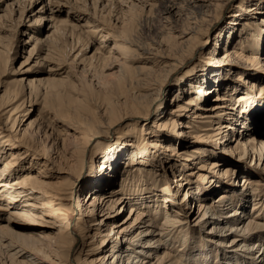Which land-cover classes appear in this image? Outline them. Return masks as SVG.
<instances>
[{
  "label": "bare ground",
  "instance_id": "1",
  "mask_svg": "<svg viewBox=\"0 0 264 264\" xmlns=\"http://www.w3.org/2000/svg\"><path fill=\"white\" fill-rule=\"evenodd\" d=\"M151 1L152 0H137V3L132 2L130 6L138 4L139 7L143 8L144 6L146 7V5H150L149 2ZM236 2H238L237 9L233 12L231 17L229 15L230 18L228 22L220 26L221 21H224L228 14L227 11H225V7L227 5L231 6ZM31 3L32 0H28L27 3L22 4L19 13L20 21L22 20V12H29L28 9ZM19 4V0H14L11 6L13 8V5ZM160 6L161 9H159L160 11L157 13V18L164 29H166V34L163 36L164 40H162L163 37L161 38L162 41L153 40L152 43L146 47H139V45L133 43L134 41H127L126 35L113 28L111 20L106 19L104 15H102L103 11H100L102 14L97 13L96 6L93 14L83 13L78 16L79 19L84 20L83 24L88 32L98 33L103 37L102 39L100 38L99 47L111 36L114 39L113 52L119 53L121 57L126 60V53L130 52L131 46H135V48L138 47L140 49V58L144 60L145 64L140 67H136L138 64L133 66L134 69H139H137V72L134 73L135 75L133 76L132 83H134V85L132 84V86L129 87V90L132 88L129 98L117 97L115 100H110L106 103L103 102L104 104L97 106V113L101 116L99 120H103L102 122L98 121L94 116L88 119L84 118L82 115L81 119L77 120H74V116H72L73 119L70 117L72 120H65L67 116L61 119L73 126V129L78 132L79 138L82 140L84 152L87 151L88 144L96 138L104 134H110L111 129H114L117 125L119 126L120 123L122 124L124 120H130V122L125 123V127L115 131V133L118 134L116 142L117 147L122 141H126L127 144L137 149L150 147L154 150H158L160 153L166 154L170 152L171 156L181 157L180 159L185 161L183 165L187 169L186 172L180 173L175 180V187H177L176 191L183 185L185 186V193L187 194L189 192V196L186 197V195H184L182 199L183 204H185L189 197L197 200V212L199 213L197 221L199 223L202 222V225H211L209 230H207L208 232L204 231L205 237L210 234L216 235L214 234L216 233L215 230H224L222 233L223 235L218 236L221 239L218 240L217 245H215L220 251V262L210 260L209 257L211 253L208 255L204 250L200 253L198 251L201 258L195 259L194 257L197 255H193L194 252L191 250V247H186V242L189 241L187 240V234L189 232H184L182 230L188 222L187 215L189 214L184 209L178 208L180 207V203L177 201L176 203L173 199V194L170 192V185L167 184L168 180L164 179L161 187L156 189L158 171L153 170V166L157 164L158 158L155 163L154 161H150L147 163V167L137 169L140 173L131 172L132 170L129 169V165L134 163L130 162L132 159L127 161L128 166H125L126 170L124 174L127 173V170L129 173L121 178L120 185L118 189L115 190L116 197L113 196L115 194H108L106 191V187L114 183V180L108 182L109 176L104 173L102 168L93 174V176H95V182L99 184L100 187L88 189L85 192L90 198H93L90 204L93 209L96 208L98 210L101 208L100 211H103L102 207L106 205L105 209L109 210L116 202L121 205L128 204V208L130 209L129 216H127L126 220L124 219L119 225L111 223L108 226L110 232L113 231V235H115L114 239L111 237L106 242L108 234H103L101 237L100 241L103 243L101 245V251L108 246L111 240V245L107 252L94 256V253L99 251L100 246L91 245L87 238L92 236L89 235L92 229L95 231L93 232L94 236L96 233L100 234L101 225L108 224L107 216L102 215V219L95 224V228H93L94 226L88 225V222H95L96 220L94 219V213L90 218H84L85 212L84 209H82V202L80 203L81 200L76 197L78 188H76L75 181L77 179L80 180L81 177H76L73 180L72 174H70L67 178L52 181L50 178L57 174L53 175V173H46L42 168L45 166L46 161L51 160V155L48 152L47 144H40L39 147V142L38 145L36 144L38 141L37 139L40 138V135L41 137L44 136L47 138L52 132L47 135L46 133L48 130L37 125L35 119H30L26 126L21 128L28 110L24 107V104L21 103L18 106L20 108L17 112L14 108V112L11 110L6 115L9 111V109H6L8 104H4L3 95H0V163L2 162L0 164V210H6L11 206H17L19 208L17 210L15 209V214L17 218H20L19 220L25 222L24 224L14 221L13 218L0 217L5 222L0 225V247L3 249L2 253L4 255L2 256L6 258V260L10 258L12 263L14 262L15 264H38L37 262L35 263V261H31V259L27 261L26 258H28L30 254L26 251V248H23L25 246L21 245L22 242L20 245L16 242L18 240H24L23 242L27 241L26 244L30 242L34 245L33 248L37 249V243L41 242L42 239H53L57 248L56 250L60 253V257L57 261H51L49 264H264V223L260 221L261 218L264 219V197L260 195L256 189L257 187L252 189L254 185H259V182L251 179V177H242L244 180L241 186L246 184L245 186L247 187L248 184H250L252 192L250 193L244 190H241L239 193L236 192L235 201L238 205L234 206L229 213L223 214L225 213L224 209L231 206L228 204V191L220 192L216 196L217 199L212 201L213 203H208L207 198L204 196V193L207 194L210 189L214 188L216 185H221L223 189H227L228 187V185H222V182H225L224 176H222L223 179H220L218 176L215 178L210 175V173L212 174V172L215 171L219 163L215 161L207 163V160H204V162L202 161L203 163L200 161V164L195 167L197 168L195 174H197L201 182L208 184H206L207 186L205 185L204 189L206 190H202L205 191L204 193L196 191L190 192L193 186H190L191 179L187 174V171L191 170L189 161L198 158L204 153L205 149L201 145L202 142H206L209 138L215 139L218 135L223 133V129H234L232 125L234 123H226L225 121L221 123L217 122V120L223 118L222 115L225 113L229 114L226 119H233L230 115L237 113H232V110L235 109L233 105H227L228 101L231 102L233 100V97L229 98V90L223 91L220 94L217 93L214 99H217L218 102L212 104L205 103V95L212 90L215 91L220 89V87L226 85V83L231 80L227 74L229 70L234 72L237 69L247 70L249 74L247 77L255 80L260 76H264V64L260 66L259 62H255L252 58L251 61H248L249 58L243 54V50L249 49L248 35L253 37V41L257 43L258 46L264 41V0H160ZM123 14L125 17L126 12ZM253 14H260V19L256 18L257 20L253 19V22H251L249 17L252 18ZM2 17L3 16L0 15V19ZM118 18L117 16V19ZM179 20H184L185 22L181 23ZM51 21L53 30L51 34L46 36V39L41 40L30 35L29 40L33 42V44L23 63L27 65L35 56L39 59L42 54L43 56H41V59L49 62L47 64V71L54 74L55 72L60 73L62 66L60 63H56L59 53L57 52V44H54L52 37L61 30V28L58 30V25L64 24L66 20L51 18ZM253 24L256 26L257 30H254L255 28L252 27ZM19 25H21L20 31L32 29L31 26L26 25L24 22ZM2 30L6 29L0 26V32H2ZM214 32L216 33L213 39H211V35ZM1 38L2 36L0 35V39ZM210 39L212 40L211 46L208 52L204 53L206 46H208L211 41ZM1 49L2 45L0 44V51ZM78 53L75 55L74 59L78 57ZM194 53L195 56L198 57L199 64L197 66L192 65L185 71L184 76H181L179 78L180 80H178L180 82L184 79L183 81L188 82V88H183L179 92H189L190 97L184 100L183 104L177 103L169 111L163 108L159 113H155V117L150 120L149 117L150 114H152L153 106L156 104L160 106L164 101V99L163 101L160 99L162 92L165 97L172 89V87H169L167 90H163L162 85L169 77L176 74L182 66L186 65L187 61ZM138 55L139 54H137V56ZM90 58H92V56L88 57V59ZM82 60L83 59H81V61ZM248 65L254 67L248 69L246 68ZM129 67H131L130 71L132 72L133 68L131 64ZM129 67L128 69H130ZM197 67H200L198 70L202 72L201 76L203 79L201 81L195 79L196 74L199 75L198 72H195ZM26 68L25 70H29V67ZM132 74L133 72L129 75L132 76ZM191 79L194 81H191ZM46 80L48 82L56 81L57 78L51 77ZM40 81L44 80L27 79V85L32 86L35 82ZM237 81L242 82V74L238 75ZM24 85V87H26V84ZM237 87L238 85L235 86V89H237ZM179 92L174 95V99L179 98ZM192 94L194 95L193 97H191ZM36 96H38V98H36ZM244 96V93L236 96L237 101L244 99ZM40 97L41 101L45 102L44 92L41 93L38 91L35 93V100H38ZM106 99L109 100V98ZM195 99H202L203 103L197 107ZM246 99L247 96L244 100ZM194 103L196 104V108L195 111H192L191 115H189V119L187 118V121L178 120L177 117L182 115V113H184L183 111L190 112L191 109H193L191 105L194 106ZM228 107L230 111L223 109ZM94 110L92 109V112ZM17 113H19L18 115L21 117H18L16 115ZM85 117L87 116L85 115ZM237 117L238 118L233 121L239 123L238 120L241 121V119L239 116ZM139 119H143L146 122L149 120V126L145 128H143V126L139 127ZM214 123H216V126L212 127L211 125ZM241 123L242 127L246 128V126H248L247 122L241 121ZM176 127H180L181 129L176 132ZM159 129H161L162 134L158 133V131H160ZM196 129L198 132H195ZM210 129L211 133L208 131ZM246 129L240 130L237 136V143L243 147L251 146L252 149L256 148V145L259 143L261 147V145L264 144V134L254 132V129ZM168 131L175 132L177 134L176 137L181 134L191 137L195 139L194 143L199 144V142H201V144L195 147V149H192L193 152L191 150V153L190 151L176 150L173 146L174 142L170 141L164 143L159 138L162 136L165 140L167 138L165 133ZM157 134L159 136H157ZM226 135L227 134H224L223 136ZM132 136L135 137L136 140H132ZM255 136H257L259 140H256ZM150 137H154V139H150ZM56 138L58 139V137ZM55 140L54 138V141ZM54 141L51 142L49 145L50 147L54 145ZM64 147H66V145ZM131 152H133V149H131ZM261 152L262 149L259 148L258 160L263 156ZM148 153L149 151H146L145 155ZM38 156L44 159L43 162H38ZM163 158L160 159H162V161L165 160V162L170 163V165L174 164V161L170 160V157H166V159ZM76 160L80 161V158ZM37 162L41 166L36 170L34 165L37 164ZM199 169L205 172H200ZM56 171L57 173H62L65 170L58 169ZM71 171H74V169L72 170L71 168ZM65 173L68 174L67 171ZM73 173H75V171ZM221 173L228 176L229 169L225 167V169L221 170ZM189 174H192V170ZM136 175L140 177L143 176L145 179L138 183L133 182L132 179H134ZM115 179H117V177ZM197 189L199 188L197 187ZM161 190L165 192L168 191L170 195L167 194V196H163L160 193ZM249 196L254 197V202H252L253 207L251 209L253 216H247L245 222L244 220H240V217L245 213L244 207L245 203L250 200L248 199ZM231 197L233 196L231 195ZM161 203L165 204L164 207H161ZM174 203L178 205H175V207L173 206ZM166 206L167 208H165ZM34 207L35 210L33 209ZM160 215H162L161 219L159 217ZM74 218H76L75 221ZM200 234H202V232H200ZM199 237L201 238L200 235ZM226 239L228 243H225ZM253 239L256 241L250 243ZM195 241L198 242L196 239ZM259 241L261 243H259ZM176 243H178V245H175ZM206 244L209 243L206 242ZM237 244L241 246L245 254L238 253V256H236L238 249L230 250L231 253L225 250V247H235ZM76 247L77 257L73 258V262L70 260L72 254L70 252V258H64L66 251L70 250L72 252ZM208 250L211 252V249ZM227 253L230 254V256L224 259L222 255Z\"/></svg>",
  "mask_w": 264,
  "mask_h": 264
},
{
  "label": "rangeland",
  "instance_id": "2",
  "mask_svg": "<svg viewBox=\"0 0 264 264\" xmlns=\"http://www.w3.org/2000/svg\"><path fill=\"white\" fill-rule=\"evenodd\" d=\"M19 1L20 4L13 5V9L11 5L13 4L14 0H0V15L3 16L0 19V26L6 29L0 32V35L2 36V38L0 39V44L2 45V49L0 51V95H3V101H5L4 104H8L6 109H9V111L6 113V115L14 108V110L17 112V110H19L20 108L18 106L21 103L24 104V107H26V109L28 110L21 128H24L30 119H35V123L37 125H40V127H42L43 129L48 130L46 133L47 135L52 132L50 135H48L47 138L44 136L43 138L39 134L41 139H37L38 141L36 144L38 145L39 142V147L40 144H47V148L49 150L48 152L51 155V160L46 161L45 166H43L42 168L46 173H53V175L57 174L50 178V180L52 181L67 178L70 174H72L73 180L76 177H81L80 180L77 179L75 181L76 188H78V192L76 191V197L81 200L80 203L82 202V209H84L85 212L84 218L88 219L94 213V219L96 220L95 222H88V225L94 226L93 228H95V224H97V222L102 219V215L107 216L108 224L101 225L102 227L100 229V234L96 233V235L94 236L93 232L95 231L94 229H92V231L89 232V235L92 236L87 238L88 242H90L91 245L100 246V252L98 251L94 253V256L107 252V250L110 248L111 240L109 241L108 246H106V248L101 251V245L103 244L100 241L101 237L103 236V234H108L106 242L111 237L114 239L115 235H113V231L110 232L108 226L111 223H116V225H119L124 219L126 220L127 216H129L128 214L130 212V209L128 208V204L121 205L118 202H116V204L109 210L105 209L106 205L102 207L103 211H100L101 208H99L98 210L96 208L93 209V207L90 206L93 198H90V196L85 193L88 189L100 187L99 184L95 182V176H93V174L97 170L99 171L102 168L104 173L108 174L109 176L108 182H112L114 180V183L106 187V191L108 192V194H115L113 196L116 197L115 190L118 189L121 178L129 173V171L127 170V173L124 174L126 170L125 166H128L127 161H130V159H132L130 162L134 163L129 165L130 168L128 167L132 170L131 172L140 173V171L137 169L147 167V163L150 161H154L155 163L156 159L158 158L157 164L153 166V170L158 171V183L156 185V189H159V187H161L164 179L168 180L167 184L170 185V192H172L173 194V199L175 200V202L177 201L180 203V207L178 208L184 209L189 214L187 215L188 222L185 228H183L182 230L184 232H189L187 234V240L189 241L186 242V247H191V250L194 252V254H192L197 255L196 257H194L195 259L201 258V255L198 254V251L200 253L204 250L208 255L209 253H211L209 257L210 260L220 262V251L218 250L219 248H217V246L215 245H217V241L221 239L218 236L223 235L222 233L224 232V230H215L216 233L214 234L216 235L210 234L207 236L209 238L205 237V232H208L207 230H209L211 225H202V222L199 223L197 221V216L199 214L197 212V200L189 197L186 200L185 204H183L182 199L184 198V195H186V197L189 196V192L187 194L185 193V186L183 185L180 186L176 191L177 187H175V180L178 178L180 173L186 172L187 169L186 167H184L183 163H185V161L180 159L181 157L174 155L171 156L170 152L166 154L160 153L158 150H154L150 147L137 149L134 146L127 144L126 141H122V143L117 147L116 142L118 134L115 133V131H118L121 128L125 127V123L130 122V120H124L122 124L120 123L119 126L117 125L114 129H111L110 134H104L101 137L96 138L94 141L88 144L87 151L84 152L82 140L79 138L78 132L73 129V126L69 125L61 119L67 116L65 120H72L73 118L74 120H77L81 119L82 115L84 118L88 119L91 116H94L98 121L102 122L103 120H99L101 119V116L99 115V113H97V106H99L100 104L102 105L110 100H115L117 97L129 98L132 90V88L129 90V87H131L132 84L134 85V83H132L133 76L135 75L134 73L137 72V69H139H134L133 66H136L138 64L136 67H140L145 64L144 60L140 58V49L138 47L135 48V46H131L130 52L126 53V60L122 58L119 53L115 51L113 52L112 48L114 39L111 36L109 37V39H107V41L101 44V47H99V41H101L103 37H101V35L98 33L95 34L88 32L87 28L83 24L84 20L79 19L78 16L83 13L93 14L95 12L96 6L97 13H103L102 15H104L106 19H110L112 22V27L125 34L127 41H134L133 43L139 45V47H146L150 43H152L153 40H164L163 36L166 34V29H164L157 18V13L158 11H160L159 9H161L160 0H152L151 2H149L151 6L146 5V7L144 6L143 8L139 7L138 4H136L135 6H130L132 2L137 3V0H32V3L28 9L29 12H22L21 21L19 20V13L22 4L27 3L28 0ZM238 2L231 6L227 5L225 7V11H227L228 14L224 21H221L220 26L228 22L233 12L237 9ZM100 11L103 12L100 13ZM125 12L127 16H125L126 18L123 14ZM260 14H253L252 18L249 17L250 21L253 22V19L257 20L256 18L260 19ZM117 16L119 17L118 19ZM51 18L62 19L64 21L66 20V24L64 23L62 25H58V30L60 28L61 30L58 31L59 33L54 34V37H52V41L54 42V44H57V52L59 53L56 59V63H60V65L62 66L61 72H55L54 74L47 71V64L49 62L41 59V56H43L42 54L39 59H37L35 56L27 65H24L23 63L29 53V49L33 44V42L29 40L30 35H33L41 40L46 39V36L48 34H51V31L53 30ZM23 22L26 25L31 26L32 29L20 31L21 25L19 24ZM179 22L183 23L185 21L179 20ZM254 24L252 25V27L255 28L254 30H257ZM215 33L216 32L211 35V39H213ZM248 38L249 49L243 50V54H245V56L249 58L248 61H251L253 59L255 60V62H259L260 66L263 65L264 41H262L258 46V44L253 41V37L248 35ZM139 42L141 43V45ZM211 43L212 40L210 41L209 45L206 46L204 53L208 52ZM77 53L78 57L74 59ZM137 54L139 55L137 56ZM89 56H92V58L88 59ZM81 59L83 60L81 61ZM130 64L135 70L134 72V70L132 69V76L129 75L132 73L130 71L131 67H129ZM198 64V57H196L194 53L193 56L187 61L186 65L182 66L176 74L172 75L164 82V84L162 85L163 90H167L169 87H172V89L165 97L164 93L162 92L160 99H162V101L164 99V101L162 104H160V106H158L157 104L153 106L154 108L152 110V114H150L149 117L150 120L155 117V113H159V111L163 110V108H165L164 110L169 111L177 103L183 104L184 100H187V98L190 97L189 92H179L183 88H188V82L183 81L184 79L180 82L178 80H180L179 78L181 76H184L185 71L188 70L192 65L197 66ZM126 66H128L130 69H128V67ZM26 67H29V70H25ZM251 67L254 66H246V68L248 69ZM199 68L200 67H197L195 69V72L199 73V75L196 74L195 79L201 81L203 77L201 76L202 72L198 70ZM240 70L237 69L235 70V72L229 70L227 74L229 78H231V80L228 81L226 85L220 87V89H217L215 91L212 90L211 92H209L207 95H205L204 99L205 103L207 104L216 103L218 102L217 99H214L216 94H220L223 91L229 90V98L233 97V100L231 102L228 101L227 105H233L235 109L232 110V113H237H235L234 115L230 113V116L233 117V119H226L229 114L225 113L222 115L223 118L217 120V122L221 123L225 121L226 123H234L232 124L234 126V129H223V133L221 135H218L215 139L209 138L208 140H206V142H202V144L201 142H199V144H201L205 149L204 153L198 158H194L189 161V166L191 167L192 174H189L191 170L187 171L188 177L191 179L190 186H193L190 192L196 191L199 193H204L205 191L202 190L205 188V185L207 183L201 182L200 178L197 176V174H195V171L197 170V168L195 167L200 164V161L201 163H203L204 160H207V163L213 161L219 163L215 171H213L212 174L210 173V175L215 178H217V176L220 179L224 178L225 182H222V185H228V187L227 189H223L221 185H216L217 187L215 186L214 188L210 189V191L208 190L209 192L207 194L204 193V196L207 198L208 203H213L212 201L217 199L216 196L220 192L228 191V204H230L231 206L229 205L230 207L225 208V213L223 214L229 213L234 206L238 205L235 201L236 192L239 193L241 190H244L251 193L252 189H255L257 187L256 189L258 190L260 195L264 197V144L260 147L258 143L256 145V148L252 149L251 146L243 147L242 145L237 143V136L240 133V130H244L246 128L248 130L254 129V132H260L264 134V76H260L255 80L247 77V75H249L247 73V70ZM240 74H242V82L237 81L238 75ZM60 76L63 78H61ZM51 77H56L57 80L48 82L46 79ZM27 79H43L44 81L35 82L34 84H32V86H29L27 85ZM191 81L194 80L191 79ZM24 84H26V87H24ZM236 85H238L237 89H235ZM38 91L41 93L44 92L45 102L41 101V97L38 100H35V93H37ZM176 91L180 93L178 99H174V95L177 93ZM241 93H244V99L246 98V96L247 99L237 101L236 96ZM193 96L194 95L192 94L191 97ZM36 98H38V96H36ZM106 98H109V100H107ZM195 103H197V107H199L201 103H203V100L195 99ZM195 103L194 106L191 105L193 109H191L190 112L183 111L184 113L177 117V119L180 121H187V118L189 119V115H191L192 111H195ZM229 107L223 109H227L228 111H230ZM92 109L95 110L92 112ZM14 110L12 112H14ZM18 114L19 113H17L16 115L18 117H21ZM85 115L87 117H85ZM72 116L74 117L72 118ZM237 116L240 117L241 121L247 122L248 126H246V128L242 127V123L240 120H238L239 123H237V121H233L238 118ZM138 123L139 127L143 126V128L149 126L150 124L149 120H147L146 122L143 119H139ZM215 124L216 123L211 126L215 127ZM180 129V127H176L175 130L176 132H178ZM159 130L160 131H158V133H161V129ZM208 131L209 133H211V129ZM195 132H198L197 129L195 130ZM224 134L227 135L223 136ZM165 135H167V138L164 140V138H162L161 136L159 137L160 140L164 143H168L170 141L174 142L173 146L176 150L190 151L191 153V150L195 149V147L199 145L194 143L195 139H192L191 137L183 136L182 134L176 137L177 134L173 131H168L165 133ZM157 136L159 135L157 134ZM157 136L154 137L158 138ZM56 137H58V139ZM154 137H150V139H154ZM255 137L256 140H259L257 136ZM54 138L56 139L55 141ZM131 139L136 140V138L133 136L131 137ZM52 141H54V145H51L52 147H50L49 145ZM64 144L66 145V147H64ZM259 148L262 149L261 155H263L261 156L260 160H258ZM131 149H133V152H131ZM146 151H149L147 155H145ZM159 157H165L163 159H166V157H170V160H173L174 164L170 165V163L165 162V160L162 161V159H160ZM37 158L40 160H38V162H43L44 160L40 156H38ZM77 158H80V161H77ZM38 162L34 165L36 170L41 166L38 164ZM225 167L229 169L228 176L221 173V170L225 169ZM71 168L72 170L74 169L75 173H73L74 171H71ZM58 169H64L65 171L62 173H57L56 170ZM66 171L68 172V174L65 173ZM199 171L203 172L204 170L199 169ZM222 176L224 177L222 178ZM116 177L117 179H115ZM136 177L132 179L133 182L136 183L141 182L143 179H145L143 176L140 177L136 175ZM242 177H251V179L259 182V185H254L252 189L250 184H248L247 187L245 186L246 184L241 186L244 180V178ZM197 187L199 189H197ZM160 193L163 196H167V194L170 195L168 191L165 192L161 190ZM231 195L233 197H231ZM253 198V196H249L248 199L250 200L245 203V213H243L244 215L240 217V220L245 221V218L247 216L252 215L251 209L253 207L252 202H254ZM164 203H161V207H164ZM175 205L176 204L174 203L173 206ZM18 208L19 207L17 206H11L6 210L1 209L0 217L13 218L14 221L25 224V222L23 220H19L20 218H17V215L15 214ZM165 208H167V206ZM33 209L35 210V207ZM161 216L162 215L159 216L160 219ZM75 220L76 218H74V221ZM260 221H262L261 223H264L263 218H261ZM3 223H5L4 220L0 218V225H2ZM198 230L202 232V234H200ZM199 235L201 236V238L199 237ZM195 239L198 242H196ZM18 241L14 242L18 243L19 245L22 242L21 245L25 246L22 247L26 248V251L30 254V256L26 258L27 261H30L29 259H31V261H35V263L37 262L38 264H49V262L51 261H57V259L60 257V253L58 252V250H56L57 248L53 239H42L41 242L37 243V249H39L40 251L36 248L34 249V245L30 242L26 244L27 241ZM254 241L256 240L253 239L250 241V243H253ZM206 242L209 244H206ZM225 243H228L227 239ZM259 243L261 242L259 241ZM239 244H237L235 247H225V250L230 252V250L238 249L236 256H238V253L245 254L242 251L243 249L241 248V246H238ZM175 245H178V243H176ZM208 249H211V252H209ZM2 250L3 249L0 247V264H15L14 262L12 263L10 258L6 260V258L2 256L4 255L2 253ZM76 250L77 247L75 250H72V252L70 250L66 251V255L64 256V258L69 259L71 257L70 260L72 261L74 257H77ZM69 252L72 253L70 257ZM229 256L230 254L228 253L222 255L224 259L228 258Z\"/></svg>",
  "mask_w": 264,
  "mask_h": 264
}]
</instances>
